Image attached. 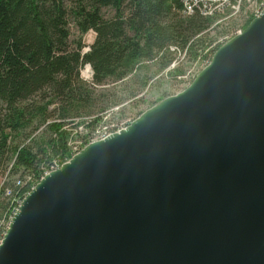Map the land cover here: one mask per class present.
<instances>
[{"label":"water","instance_id":"95a60500","mask_svg":"<svg viewBox=\"0 0 264 264\" xmlns=\"http://www.w3.org/2000/svg\"><path fill=\"white\" fill-rule=\"evenodd\" d=\"M0 264H264V9L183 90L44 175Z\"/></svg>","mask_w":264,"mask_h":264},{"label":"trees","instance_id":"16d2710c","mask_svg":"<svg viewBox=\"0 0 264 264\" xmlns=\"http://www.w3.org/2000/svg\"><path fill=\"white\" fill-rule=\"evenodd\" d=\"M182 10L181 0H0V173L11 165L12 175L39 179L68 151L66 126H97L152 76L182 75L179 54L210 62L218 17Z\"/></svg>","mask_w":264,"mask_h":264},{"label":"built area","instance_id":"2783aa9c","mask_svg":"<svg viewBox=\"0 0 264 264\" xmlns=\"http://www.w3.org/2000/svg\"><path fill=\"white\" fill-rule=\"evenodd\" d=\"M181 2L183 5L182 13L185 16L193 15L197 12L203 17L217 16L218 20L216 22L218 23L231 18L239 21L236 27L225 32L214 45L213 48L216 49L233 36L241 33L247 22L259 16L264 9V0H181ZM208 63L202 62L203 66H206ZM85 69L87 76L83 75V71H81V74L85 79L90 80L92 71L88 65L83 70ZM196 75L188 80L185 87L190 84ZM184 88L180 89V91ZM134 119L100 123L85 130L80 136L71 135L67 139L68 151L64 154L63 158L54 159L37 180H34L29 173L12 175L10 173L11 165L4 173H0V244L21 202L44 175L59 168L90 142L104 139L114 132L125 129Z\"/></svg>","mask_w":264,"mask_h":264},{"label":"rangeland","instance_id":"374dc122","mask_svg":"<svg viewBox=\"0 0 264 264\" xmlns=\"http://www.w3.org/2000/svg\"><path fill=\"white\" fill-rule=\"evenodd\" d=\"M103 13L106 17L110 18L112 16V10L110 8H104ZM239 23L236 19H228L223 20L219 22V25L216 27H213L212 29H208V42H210L211 45H209V48L211 46L214 47V45L220 40V38L225 34V31H228L231 28L236 27V25ZM94 39V33L92 31L88 32L84 35L83 41L86 44L84 49L88 48V45H90L93 42ZM189 60L184 54H179L177 63L175 65L180 66L182 68L183 74L178 75L177 78H172L170 76L166 77L163 72L156 74L152 76L148 86L141 92L136 98L130 99L126 102L127 105L124 106L123 110H121V107L115 108L112 110H108L106 112H103L102 114V123L110 122V121H125L130 120L133 118L138 117V113L140 111H145L148 109L150 104H148V101L154 102L157 98L162 97L164 98L166 96L175 94L180 91V89L184 88L185 85L188 83V80L199 73V71L204 67L202 60ZM206 61V60H205ZM174 65V66H175ZM207 65V64H206ZM83 75L87 76L86 69L82 70ZM179 77V79H178ZM115 83H109L107 86L108 88L114 87ZM119 87L118 89H120ZM143 96L144 102H141V97ZM154 105V104H153ZM122 114V116H121ZM69 126V125H68ZM67 127V129L70 130V135L68 138L72 136H80L81 133H83L85 130H88L90 128H86L83 125H80L78 127L72 125L70 127Z\"/></svg>","mask_w":264,"mask_h":264}]
</instances>
